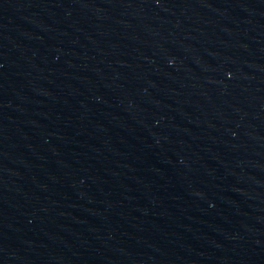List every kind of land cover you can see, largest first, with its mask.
Wrapping results in <instances>:
<instances>
[{
    "label": "water",
    "instance_id": "1",
    "mask_svg": "<svg viewBox=\"0 0 264 264\" xmlns=\"http://www.w3.org/2000/svg\"><path fill=\"white\" fill-rule=\"evenodd\" d=\"M0 264H81L14 0H0Z\"/></svg>",
    "mask_w": 264,
    "mask_h": 264
}]
</instances>
